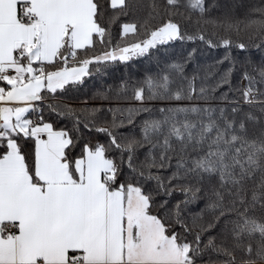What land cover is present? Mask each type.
Wrapping results in <instances>:
<instances>
[{"label":"snow or ice","instance_id":"1","mask_svg":"<svg viewBox=\"0 0 264 264\" xmlns=\"http://www.w3.org/2000/svg\"><path fill=\"white\" fill-rule=\"evenodd\" d=\"M149 7L121 22L135 0H0V264H264V3ZM214 9L258 60L205 39ZM197 40L225 49L203 74L193 47L97 89L106 107L64 102L93 72Z\"/></svg>","mask_w":264,"mask_h":264},{"label":"trees","instance_id":"2","mask_svg":"<svg viewBox=\"0 0 264 264\" xmlns=\"http://www.w3.org/2000/svg\"><path fill=\"white\" fill-rule=\"evenodd\" d=\"M137 4L136 15L133 16L131 13L128 17H120L121 22L129 21L131 19L139 18L141 21L147 17L148 12L150 11L149 5L153 2L160 3L161 0H135ZM210 2V0H209ZM223 2V0H221ZM246 3L250 5H259L264 3V0H246ZM187 15V13H185ZM197 17L193 16L191 19L181 20L182 27L192 25L193 21L196 20ZM221 19V12L220 10L214 9L210 13H206L204 20L205 21H212L216 20L217 23L211 22H201L199 25H196L204 34L206 40H212L213 43H219V41L223 38H230L233 42L239 40H243L245 43L249 45V51L253 54L254 59H259V54L257 50L253 46L254 43H258L259 39L250 40L248 35L245 33H241L237 36L235 31H226L223 26L219 23ZM245 14L244 11L241 10L237 13L236 17L233 19V23L236 20H244ZM154 23V22H153ZM243 27V24H241ZM189 31H195V28L189 27ZM112 37L113 43L115 44L117 40H120L119 37V25L112 26ZM193 47L197 49L195 59L193 61L194 65L201 66V74H203V70L205 66L212 65L214 62L220 58L225 53V49L223 47H215L209 48L206 43H202L201 41L197 40L195 43L188 42L185 45H181L179 42H176L172 47L168 48L167 52L163 50L155 54L151 58H143V57H136L132 58L127 62V66L123 64H118L115 67H109L103 69L100 73L93 72L91 77H85L86 84L80 88L79 91H73L68 93L64 97V102L72 104L76 107L84 106L82 101H87L88 107H101L107 106V101H101L99 99H93L94 93L97 89H106L109 86L113 88L117 87L121 80H128V81H139L145 78L146 75L153 74L159 70L156 64V56L158 55L161 58V64L159 65L160 68L164 66L163 61L167 60L171 62L172 60H177L180 58V54L183 52L186 54V51H190ZM237 50L235 48L232 49V54L236 55ZM188 74H191L192 66H189L187 69ZM243 81L240 80L239 74H234L232 84L233 87L242 88L244 86ZM226 90V88H225ZM234 95H238L234 93ZM187 103V101H185ZM195 103V101H194ZM213 104L219 103V101H213ZM246 108L251 107L253 110L258 107V105L249 106L245 105ZM108 118L111 119V115H108ZM120 131H128L127 128H123ZM202 206V205H201ZM193 208L194 211H198L199 209L195 206H190Z\"/></svg>","mask_w":264,"mask_h":264}]
</instances>
